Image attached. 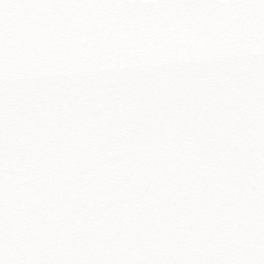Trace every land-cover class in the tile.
Listing matches in <instances>:
<instances>
[{
	"label": "snow or ice",
	"instance_id": "6c2138e0",
	"mask_svg": "<svg viewBox=\"0 0 264 264\" xmlns=\"http://www.w3.org/2000/svg\"><path fill=\"white\" fill-rule=\"evenodd\" d=\"M0 264H264V0H0Z\"/></svg>",
	"mask_w": 264,
	"mask_h": 264
}]
</instances>
